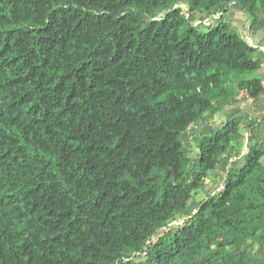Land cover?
Returning <instances> with one entry per match:
<instances>
[{"label":"trees","instance_id":"1","mask_svg":"<svg viewBox=\"0 0 264 264\" xmlns=\"http://www.w3.org/2000/svg\"><path fill=\"white\" fill-rule=\"evenodd\" d=\"M232 6L264 30V0H0V264H264V142L219 184L258 134L205 133L264 95Z\"/></svg>","mask_w":264,"mask_h":264},{"label":"crops","instance_id":"2","mask_svg":"<svg viewBox=\"0 0 264 264\" xmlns=\"http://www.w3.org/2000/svg\"><path fill=\"white\" fill-rule=\"evenodd\" d=\"M226 21L229 22L234 28H236L243 37H246L248 42L258 48V52L256 53L257 58H259L262 62L261 68L256 71L254 74L256 78L261 79L262 85L264 87V30L254 32L249 31L247 29V17L241 11L238 6H232L229 10V13L226 15ZM239 103L236 106L230 107L225 110L224 113H219L215 116V119L211 126L205 129V133L211 132L210 130H216L222 126L229 118L236 117L237 119H244L247 123L253 126V132L258 134V141L254 140L251 146L248 148V142H245L239 146L241 149L240 156L233 157V159L229 160V171L232 164L235 166L241 167L245 163L246 159L259 147V144L264 142V95L260 98V100L253 104V100L247 96V94L242 93L237 97ZM246 139L248 138V133L245 135ZM264 164V159H263ZM220 180H223L225 176H223L220 172ZM225 173V175L227 174ZM225 182V179H224ZM223 182V183H224Z\"/></svg>","mask_w":264,"mask_h":264},{"label":"rangeland","instance_id":"3","mask_svg":"<svg viewBox=\"0 0 264 264\" xmlns=\"http://www.w3.org/2000/svg\"><path fill=\"white\" fill-rule=\"evenodd\" d=\"M220 16V15H219ZM206 20V18L203 20V21H205ZM202 21V22H203ZM197 24H199V23H197ZM215 24H217V22H215L213 25H215ZM201 30L203 31V32H206L207 31V28L206 27H201ZM211 128V127H210ZM206 129V128H205ZM213 131V130H212ZM202 131H200L199 133H201ZM211 133V132H210ZM206 134H209V133H206ZM184 142H185V144H186V146L190 149V151L192 152V154H191V156L192 157H195L197 154V150H196V148H194L193 147V142L191 141V137L187 134L185 137H184ZM229 163L230 162H228L227 164L229 165ZM228 165H226V168H221L220 170L222 171H220L221 172V174L222 175H224L225 176V173L227 172V170H228V168H229V166ZM219 181H220V183L219 184H224L223 182H224V179L223 180H220V178H219ZM222 187V186H221ZM208 188H210L211 190H216L217 188H215V186L213 187L210 183H209V185H208ZM218 190V189H217ZM206 198V195L205 194H201V195H199V197H197V199H196V201L195 202H193L192 203V205H191V211H193V212H195V210L194 209H197L198 208V203H200V202H202L204 199ZM184 223V220H181V221H179V222H175V223H173V224H171V226L170 227H175V226H177V225H180V224H183Z\"/></svg>","mask_w":264,"mask_h":264},{"label":"built area","instance_id":"4","mask_svg":"<svg viewBox=\"0 0 264 264\" xmlns=\"http://www.w3.org/2000/svg\"><path fill=\"white\" fill-rule=\"evenodd\" d=\"M221 17V15L219 16V15H217V16H214V17H212V18H210V19H206L205 21H203V22H198L199 24H203L204 26H206V27H209L210 26V24H211V19L212 20H217V19H219ZM198 24V25H199ZM252 47H254V48H256L253 44L251 45Z\"/></svg>","mask_w":264,"mask_h":264}]
</instances>
